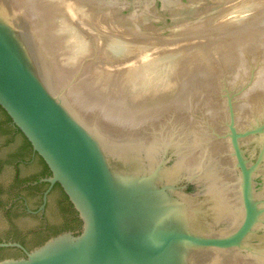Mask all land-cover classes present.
I'll return each mask as SVG.
<instances>
[{
	"label": "rangeland",
	"instance_id": "rangeland-1",
	"mask_svg": "<svg viewBox=\"0 0 264 264\" xmlns=\"http://www.w3.org/2000/svg\"><path fill=\"white\" fill-rule=\"evenodd\" d=\"M236 1L11 0L26 12L57 93L114 159L150 164L169 152L165 179L200 176L202 188L220 178L217 190L230 210L219 219L202 212L205 219L192 222L199 233L231 231L243 220L232 123L246 135L240 145L254 168L261 215L242 248L195 264L226 255L229 264H264V0ZM142 141L152 157L134 148ZM191 205L198 207V199Z\"/></svg>",
	"mask_w": 264,
	"mask_h": 264
},
{
	"label": "water",
	"instance_id": "water-1",
	"mask_svg": "<svg viewBox=\"0 0 264 264\" xmlns=\"http://www.w3.org/2000/svg\"><path fill=\"white\" fill-rule=\"evenodd\" d=\"M13 6L0 0V107L44 160L52 173L48 182L61 186L83 229L77 236L67 232L48 240L27 258L0 264H195L242 248L261 215L254 168L240 145L246 135L232 123L243 220L222 234L216 229L199 233L192 222L205 218L191 201L197 202L202 191L200 176L165 179L169 152L150 164L143 158L135 163L114 159L57 93L35 31ZM0 120H6L1 110Z\"/></svg>",
	"mask_w": 264,
	"mask_h": 264
},
{
	"label": "flooded vegetation",
	"instance_id": "flooded-vegetation-1",
	"mask_svg": "<svg viewBox=\"0 0 264 264\" xmlns=\"http://www.w3.org/2000/svg\"><path fill=\"white\" fill-rule=\"evenodd\" d=\"M51 178L21 131L7 118L0 120V263L27 258L63 233L81 234L78 213Z\"/></svg>",
	"mask_w": 264,
	"mask_h": 264
},
{
	"label": "bare ground",
	"instance_id": "bare-ground-1",
	"mask_svg": "<svg viewBox=\"0 0 264 264\" xmlns=\"http://www.w3.org/2000/svg\"><path fill=\"white\" fill-rule=\"evenodd\" d=\"M15 1V0H14ZM236 1V0H235ZM249 1V0H248ZM254 1V0H253ZM62 2V1H61ZM237 2V1H236ZM250 2V1H249ZM12 3V2H11ZM253 4H254V2H252ZM13 4V3H12ZM239 4V3H238ZM256 4V3H255ZM262 4V3H261ZM14 5V4H13ZM19 5V4H18ZM17 5V6H18ZM67 5V4H66ZM65 5V6H66ZM237 5V4H236ZM67 6H71V8H73V7H78L79 6V4H74V5H67ZM14 7V9H15V11H17V12H19V13H21L22 15H25L26 14V12L25 11H23V10H21L20 8H18V7H15V5L13 6ZM249 7V6H248ZM231 9V8H230ZM224 15V14H223ZM26 16V15H25ZM61 17V16H60ZM222 18V17H221ZM232 18V17H231ZM115 19V18H114ZM241 19H242V17H241ZM216 21V20H215ZM218 22V21H217ZM221 23V22H220ZM218 24V23H217ZM220 26V25H219ZM114 27V26H113ZM119 28V27H118ZM112 28H110L109 30H111ZM108 30V31H109ZM63 31H64V29H63ZM62 31V32H63ZM70 32V31H69ZM111 32V31H110ZM124 32V31H123ZM123 32H121V33H123ZM126 33V32H125ZM70 34H72V33H70ZM111 33H109V35H110ZM127 34V33H126ZM81 35V34H80ZM77 36V35H76ZM117 36H119V35H117ZM73 38V37H72ZM114 39V38H113ZM119 39H120V37H119ZM115 40V39H114ZM118 41V40H117ZM79 42V41H78ZM123 42V41H122ZM83 43H85V42H83ZM139 43V42H138ZM76 44V43H75ZM87 44V43H86ZM77 45V44H76ZM78 45H79V43H78ZM128 45V44H127ZM130 45V44H129ZM118 46L119 47H122L123 45H121V42L118 44ZM78 47V46H77ZM86 47V46H85ZM257 47V46H256ZM115 49V48H114ZM126 49H127V47H126ZM114 52V51H113ZM118 52V51H117ZM216 109V108H215ZM213 111V110H212ZM150 134V133H149ZM149 136V135H148ZM152 136V135H151ZM144 138V137H143ZM198 139V138H197ZM145 140H146V138H145ZM198 141H199V139H198ZM127 143H128V141H127ZM130 143H132L131 141H130ZM134 143V142H133ZM215 143V142H214ZM219 143H222V141L221 142H219ZM253 143V142H252ZM153 144V143H152ZM205 144V143H204ZM208 144V143H207ZM132 148H133V144L131 145V144H129ZM215 146L217 145V144H214ZM141 147V150H145V151H147V152H149L148 154H147V156H148V158L151 156H153L152 155V152H150V151H148L147 149L149 148V146H151V144L150 143H145V141H142L140 144H138V145H136L134 148H136V147ZM256 146V145H255ZM217 147H219V146H217ZM221 147V146H220ZM215 149H216V147H215ZM214 148H213V146H212V152H213V154L215 153L216 154V152L215 151H217V149L215 150ZM221 150V149H220ZM131 151V150H130ZM211 155V157H213L214 155ZM146 156V157H147ZM210 157V156H209ZM186 158H187V156H186ZM151 159V158H150ZM189 159V158H188ZM217 159V158H216ZM148 160V159H147ZM151 161V160H150ZM149 161V162H150ZM154 161V160H153ZM186 161H188V160H186ZM212 161V160H211ZM178 162H179V160H178ZM209 162V161H208ZM187 163H185V162H183V163H177L176 165H174L173 166V168L170 170V171H168V172H170L168 175H169V177L170 176H176V174L178 175L179 174V171L181 170V169H183V167L185 166H187L186 165ZM169 170V169H168ZM184 170H187V169H184ZM182 172V171H181ZM193 173V172H192ZM188 175V174H187ZM212 175V174H211ZM214 175V174H213ZM210 177V176H209ZM213 178V181H215V182H211V184L210 185H207V184H203L202 185V196H199V198H198V207H197V212H198V214H201L202 212L204 213H210V215L211 216H213L214 218H218L219 219V217H222L223 215L222 214H224V215H227L226 214V211H229L230 210V205L228 206V200H229V198L228 197H225V194L220 190H217V188H219L220 187V178H219V180H215V177H212ZM209 180L211 181V179L209 178ZM209 181V182H210ZM233 187V186H232ZM216 196H215V195ZM226 200L225 201V203H223L224 201L223 200ZM223 201V202H222ZM234 204V203H233ZM232 205V204H231ZM232 207V206H231ZM232 211V210H231ZM228 213V212H227ZM235 213V212H234ZM230 214H228V216H229ZM232 215H234V214H232ZM225 217H227V216H225ZM229 217H232V216H229ZM228 217V218H229ZM235 218V217H234ZM226 220H228V219H226ZM229 220H231V219H229ZM217 221V220H216ZM221 221H222V219H221ZM220 222V221H219ZM226 221L224 220V223H225ZM230 222V221H229ZM194 223V222H193ZM218 223V222H217ZM216 223V224H217ZM196 224V223H195ZM212 258H217V257H214V256H212ZM219 258V257H218ZM221 258V257H220ZM213 260V259H212ZM232 259H231V257L230 256H224V257H222L221 259H219V260H217V262H216V264H229L230 263V261H231ZM252 260V259H251ZM212 262V261H211ZM210 264V263H209ZM212 264V263H211ZM215 264V263H214Z\"/></svg>",
	"mask_w": 264,
	"mask_h": 264
},
{
	"label": "trees",
	"instance_id": "trees-1",
	"mask_svg": "<svg viewBox=\"0 0 264 264\" xmlns=\"http://www.w3.org/2000/svg\"><path fill=\"white\" fill-rule=\"evenodd\" d=\"M3 113H4V115L6 116V118H7L8 120L12 121V120L10 119V117L7 115L6 112L3 111Z\"/></svg>",
	"mask_w": 264,
	"mask_h": 264
}]
</instances>
